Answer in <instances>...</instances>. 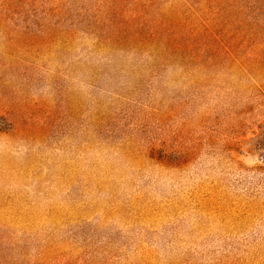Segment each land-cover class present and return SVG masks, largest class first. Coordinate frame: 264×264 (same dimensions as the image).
I'll return each instance as SVG.
<instances>
[{"label": "rangeland", "instance_id": "1", "mask_svg": "<svg viewBox=\"0 0 264 264\" xmlns=\"http://www.w3.org/2000/svg\"><path fill=\"white\" fill-rule=\"evenodd\" d=\"M0 264H264V0H0Z\"/></svg>", "mask_w": 264, "mask_h": 264}]
</instances>
